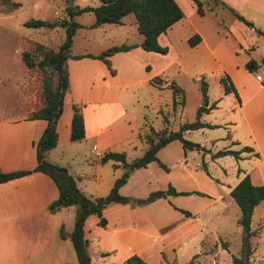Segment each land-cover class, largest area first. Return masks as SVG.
Instances as JSON below:
<instances>
[{
    "label": "crops",
    "instance_id": "crops-1",
    "mask_svg": "<svg viewBox=\"0 0 264 264\" xmlns=\"http://www.w3.org/2000/svg\"><path fill=\"white\" fill-rule=\"evenodd\" d=\"M222 1L250 21L254 28L264 31V24L263 26L256 24L257 19L260 18L264 23V0ZM175 2L182 10L183 16L157 36L159 45L166 47L164 54L146 51L138 46L126 51L115 52L109 57L110 65L114 70L113 74H110L104 63L96 58L69 57L65 61L68 86L63 95L60 116L55 124L56 143L44 152L43 158L49 163L64 167L69 174L75 177L77 187L89 197L92 196L78 184L87 178V175L82 168L71 166L70 160L80 154L81 162H83V157L87 152L95 157V161L97 160L95 164L103 165L105 162L99 163L102 153L108 151L111 145L119 143L120 140L136 132L133 110L126 103L129 97L127 89L140 83H150V78L154 76L174 80L184 90L183 106L176 108L174 114L171 113L170 116L171 130H174L183 120L192 121L194 119L195 109L200 103L198 85L196 84L197 89L194 86L193 93L188 92L186 85H190L191 81L197 82L200 75L208 73L215 72L219 76L228 75L239 100L235 99L232 92L224 94L220 85V93L216 98L211 97L207 85L208 101H216L217 107L224 98H227L230 102L226 107L229 113L219 121H211L209 115L216 107L211 109L208 113L202 114L200 119L203 122L215 124L217 127L196 130H214L222 126V134L209 135L207 141L211 146L217 140H222L224 144L221 149L237 150L241 146H249L252 150L240 152L238 159L231 156L234 159L231 170H227V167L221 164L222 159L230 155L214 158V163L211 164L221 170L218 174L213 173L212 175L215 179L216 192L214 195L207 194V196L221 200L226 195L231 199L229 190L245 174L249 175L253 184L264 185V84L258 82L253 73L244 68L248 55L244 54L243 59H240L236 54L238 51L252 50L251 41L257 37H260L264 44V38L256 35L253 28L233 18L231 25L241 31V38L234 42L237 49L234 46L232 52L226 51L223 44L224 36L219 33L217 15H213L206 9L202 15L197 14L192 2L193 5L190 6L188 14L182 9L179 1L175 0ZM3 19L0 17V25ZM132 21L136 28L134 18ZM109 24L113 23L91 28L89 25L79 24L80 27L74 34L80 29L85 28L92 32V30H98ZM122 24L123 17L117 25ZM3 32L1 31V34ZM194 33L199 36V40L193 46H189L187 39ZM141 38L139 34V38L135 41L121 43L138 44ZM111 45L114 44L104 45L96 50L84 48L77 53L69 50V54L90 53L95 55ZM13 65V60L9 59V55L0 49V87L5 88V85L10 82L11 88L16 87L15 89L22 96L25 94L20 100L17 112L15 109H9L10 113L9 110L5 112L3 110L0 113V171H27V173L0 182V264H78L68 239L73 224L74 207L66 206L49 211V203L57 197L56 186L48 175L32 170L36 165L34 143L45 127V121L27 119V114L34 109L37 101L40 79L26 73L29 69L20 59L17 73L21 77L16 80ZM163 89L171 94L169 89ZM165 103L166 108H170L171 98ZM73 105L80 109L84 128L83 138L76 141L69 138V123ZM190 132H184V137ZM82 141L87 142L88 150L75 145L71 147L73 142L80 144ZM216 150L218 149H213L210 154ZM206 153L209 154V152ZM152 162L141 168H148ZM119 168L114 169L117 171ZM136 171L138 170H133L126 182L120 186L118 189L120 194H125L123 189L134 177ZM112 177L107 188H110L117 173ZM263 216L264 212L259 217ZM121 218L123 216L116 217L111 226L107 220L104 227L97 226L99 234L92 239L86 230V217L83 225L84 237L87 239L86 250L91 245L100 249L97 254L101 258L93 260L90 257L92 264H118L132 254L144 259V238L147 237L148 227L132 221L125 223ZM60 227H62L65 238L59 236ZM133 237L136 240H133ZM104 239H106V245L102 248Z\"/></svg>",
    "mask_w": 264,
    "mask_h": 264
},
{
    "label": "rangeland",
    "instance_id": "rangeland-1",
    "mask_svg": "<svg viewBox=\"0 0 264 264\" xmlns=\"http://www.w3.org/2000/svg\"><path fill=\"white\" fill-rule=\"evenodd\" d=\"M12 1L17 2L19 6L10 8L0 3V17L4 18L0 25V49L9 55L10 60H13L14 75L17 80L18 77H21L17 73V66L21 59V48L22 50H30L34 42L43 45L44 48L56 49L63 40L64 28L60 26V21L67 18L65 7L68 0ZM177 1H179L182 9L189 14L190 6L193 5L191 0ZM72 5L94 7L98 5V0H72ZM216 7L212 5L213 10L217 11L219 33L224 36V48L226 51L232 52L236 46L234 42L241 38V31L231 25L234 16L224 9H219V6ZM29 19L54 21L55 25L52 28L24 26L23 23ZM93 20L92 12H84L75 18V21L83 26L89 25ZM132 20V15H126L123 17L121 26L117 24L104 25L98 30H92V32L85 30V28L80 29L73 35L69 50L72 53H77L84 48L96 50L112 43L133 42L139 38V34ZM256 24L263 26L264 23L260 18L257 19ZM1 31L4 32L1 34ZM249 39L251 40V38ZM251 43L253 44L252 50L248 52L235 50L238 51L236 54L239 55L240 59H243L244 54H247L248 58L259 61L264 54L263 40L257 37ZM26 73L40 79L37 68L29 69ZM256 74L264 78L261 68L253 73L254 76ZM218 78L219 74L215 72L204 74L209 95L214 98L220 93ZM189 84L186 85V88L189 93H193L194 86L197 89L196 84L198 85V82L191 81ZM160 85L162 88L158 89L151 83L144 82L127 89L129 97L126 103L133 110L136 132L120 140L119 143L111 145L108 151L123 152L126 160L129 161L143 153L146 144L140 136L148 133L150 127L157 130L163 127L167 130L172 129L170 116L174 110L171 107L166 108L165 103L169 102L171 94L167 90L164 91L163 83ZM11 87L10 82L5 85V88L0 87V113L9 109H15L17 112L20 100L25 96V94L22 96L15 89L16 87ZM227 103H230L229 100L224 98L219 106L211 112L209 119L219 121L221 118H225L229 113L226 109ZM176 108L179 109V105ZM162 115L167 123L162 121ZM222 133V126H218L214 130L191 131L185 138L198 144L201 143L202 145L199 144L198 150L187 149L184 151L179 141H170L168 145L161 147L157 152L158 162L153 161L146 169H135L138 171L123 189L125 194L122 193L126 196L142 198L150 191L166 189L167 185H171L176 191H185L188 192L187 194H170L158 198L146 206L131 203H109L102 209V216L106 218L110 226L116 217L123 216L121 220L125 223L132 221L148 227L147 237L144 238L145 254L143 259L147 264H186L190 259L192 264H232L230 254L238 256L240 227L236 224L239 215L237 205L226 195L221 200L207 196V194L214 195L216 192L215 179L212 175L213 173L218 174L221 170L211 164L214 163V159L210 158V153L213 149H221L224 144L222 140H217L211 146L207 139L209 135L219 136ZM73 145L88 150L87 142L82 141L80 144L73 142L71 147ZM79 155L77 154V157L70 160L71 166L82 168L87 175V178L78 183L79 186L92 197L105 195L109 190L107 184L113 178L112 176L115 173H117V177L121 174V166L115 171L112 160L105 161L103 165L95 164L97 162L95 157L86 152V156L83 157L84 161L81 162L82 156ZM233 163L234 159L231 156L225 157L221 161L227 170L232 169ZM202 166L206 168L208 173L202 169ZM179 209L189 211L190 216H184ZM263 212L264 204L260 203L256 206L250 222V227L257 230V234L251 237L252 253L249 259L252 264H256L257 259H262V264H264V216L259 217ZM96 221L97 217L91 214L87 216L85 223L88 235L92 239L99 234ZM169 224L172 227L165 231L162 230ZM132 239L136 240L135 237ZM221 242H225L226 249L221 248ZM105 245L106 239L102 241V248ZM99 250L95 245L87 248V252L93 260L101 258L97 254ZM118 264L124 263L122 261Z\"/></svg>",
    "mask_w": 264,
    "mask_h": 264
},
{
    "label": "trees",
    "instance_id": "trees-1",
    "mask_svg": "<svg viewBox=\"0 0 264 264\" xmlns=\"http://www.w3.org/2000/svg\"><path fill=\"white\" fill-rule=\"evenodd\" d=\"M195 6L197 14L202 15L204 9L208 10L213 15H217L212 5L219 6V9L228 11L237 20L253 28L256 35L264 38V31L254 28L252 23L239 15L232 7L228 6L222 0H191ZM3 6L15 8L19 4L12 0H0ZM218 8V7H216ZM92 12L94 20L89 27H96L101 24L113 23L118 24L121 18L126 15H132L136 25L137 32L142 36L141 41L136 43H120L111 45L98 54L85 53L81 55H70L69 48L72 43L74 32L80 25L75 21V17L84 13ZM67 18L60 21V26L64 28V38L59 43L56 49L44 48L39 43H32V49H23L20 53L21 60L27 69L37 68L40 75V85L37 91V101L34 109L27 114V119H43L45 127L43 128L39 138L34 143L36 165L33 171H40L48 175L54 182L57 189V197L52 200L49 205V211H55L60 207L73 206L74 218L72 229L68 234V239L71 243L78 264H92L90 256L87 253V239L84 237L83 225L88 215L94 214L97 217L96 225L104 227L106 219L102 216V209L109 203L126 204L131 203L139 206H144L150 202L166 197L167 195L187 194L185 191H176L171 185H167L166 189H157L148 192L145 197H131L122 195L118 189L122 186L130 173L141 167H145L151 161H157L156 152L170 141L177 140L180 142L183 150L199 149L197 142H192L184 137V132L192 131L199 128H215L217 125L201 121L200 117L204 113H208L216 107V101H208L207 82L204 75H200L197 79L198 90L200 93V103L195 109L194 119L192 121L183 120L176 129L167 130L163 127L160 130L151 128L148 133L140 136L146 144L143 153L129 161L126 160L123 152L105 151L99 157V162L104 163L107 160H112L114 168L121 166L122 172L116 177L108 190L103 196L89 197L85 195L76 185L75 177L67 172V170L59 165L49 163L43 158L46 150L52 148L56 143L55 124L60 116L62 108L63 95L68 86L67 72L65 61L67 58L91 57L101 60L110 74L114 73L109 61V57L119 51H126L133 47H140L146 51H152L164 54L166 47L159 45L157 36L166 31L174 22L182 16V10L177 5L175 0H98V5L82 6L70 5L65 7ZM26 27H45L52 28L55 22L42 19H29L23 23ZM199 40V36L194 33L188 39L189 46H193ZM244 68L251 73H255L258 68H261L264 74V55L258 62L252 58H248L244 63ZM150 83L158 89L160 83L163 87L170 90L171 93V108L175 110L184 103V90L174 81L168 80L160 76L150 78ZM218 83L224 94L232 92L235 99H238L237 92L230 81L228 75L221 74L218 78ZM162 121L167 123L162 115ZM84 136L83 118L79 107L72 106V113L69 123V138L76 141ZM252 149L249 146H241L237 150L229 148L218 149L210 158L230 155L234 159L239 158L240 152H250ZM158 162V161H157ZM159 165L162 166L161 163ZM206 172V168L202 166ZM27 171H12L1 172L0 182H4L13 178L20 177L26 174ZM202 194V193H200ZM231 200L237 205L239 215L236 219V224L240 227V246L239 254L235 256L230 254L232 264H252L249 256L252 253L251 237L257 234V230L250 228V221L253 209L256 205L264 204V185L253 184L250 181L249 175L245 174L238 182L229 190ZM184 216H190L189 211L179 209ZM172 225H167L162 230H167ZM161 231V232H164ZM59 236L65 238L62 232V227L59 228ZM221 248L226 249L225 242L220 243ZM124 264H147L139 256L132 254L127 257ZM186 264H192L190 259Z\"/></svg>",
    "mask_w": 264,
    "mask_h": 264
},
{
    "label": "built area",
    "instance_id": "built-area-1",
    "mask_svg": "<svg viewBox=\"0 0 264 264\" xmlns=\"http://www.w3.org/2000/svg\"><path fill=\"white\" fill-rule=\"evenodd\" d=\"M255 79L258 81V82H263L262 84H264V78L263 77H261L259 74H256L255 76Z\"/></svg>",
    "mask_w": 264,
    "mask_h": 264
},
{
    "label": "water",
    "instance_id": "water-1",
    "mask_svg": "<svg viewBox=\"0 0 264 264\" xmlns=\"http://www.w3.org/2000/svg\"><path fill=\"white\" fill-rule=\"evenodd\" d=\"M67 5L68 6L72 5V0H68ZM262 263H263V260L262 259H257L256 260V264H262Z\"/></svg>",
    "mask_w": 264,
    "mask_h": 264
}]
</instances>
